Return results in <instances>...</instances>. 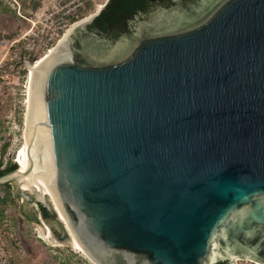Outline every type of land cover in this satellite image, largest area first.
I'll list each match as a JSON object with an SVG mask.
<instances>
[{
  "label": "water",
  "instance_id": "1",
  "mask_svg": "<svg viewBox=\"0 0 264 264\" xmlns=\"http://www.w3.org/2000/svg\"><path fill=\"white\" fill-rule=\"evenodd\" d=\"M175 2L132 41L88 30L105 6L69 29L31 75L32 157L97 264H264V0Z\"/></svg>",
  "mask_w": 264,
  "mask_h": 264
},
{
  "label": "rangeland",
  "instance_id": "2",
  "mask_svg": "<svg viewBox=\"0 0 264 264\" xmlns=\"http://www.w3.org/2000/svg\"><path fill=\"white\" fill-rule=\"evenodd\" d=\"M109 0H89L88 8L82 20L98 13ZM43 0H0V42L5 38H12L21 34L29 28L28 19H32L42 6ZM100 5L103 7L99 9ZM27 117L16 116L15 126L13 119L0 117V168L3 169L9 164L16 163L17 156L25 143L24 137L27 134ZM10 122V123H8ZM18 164V163H17ZM19 165V164H18ZM17 165V166H18ZM19 168V166H18ZM24 198L20 195L15 183L11 186H0V207L7 206L0 210V221L3 218L9 220L10 232L14 235L20 229L26 249L17 247L14 241L11 242L13 252L16 256V264H94L83 253L70 247H56L54 241H59L54 235L47 240L45 225H49L61 231L51 219H44L41 222L33 220L34 195ZM24 199L20 203V199ZM18 226H20L18 228ZM44 226V227H43ZM52 232V231H51ZM47 234V235H46ZM45 237V238H44ZM65 242V241H59ZM236 264H261L249 258H242Z\"/></svg>",
  "mask_w": 264,
  "mask_h": 264
},
{
  "label": "built area",
  "instance_id": "3",
  "mask_svg": "<svg viewBox=\"0 0 264 264\" xmlns=\"http://www.w3.org/2000/svg\"><path fill=\"white\" fill-rule=\"evenodd\" d=\"M88 2L43 0L39 12L28 19L30 25L27 30L0 42V117L5 115L7 119L12 118L13 126L17 115L27 116L33 66L56 48L73 25L82 21ZM23 200L20 199L21 204ZM33 206L39 208L36 203ZM6 208L2 206L0 210ZM37 219L36 222H41L42 216ZM9 228V220L3 218L0 221V264H16L12 241L20 251L26 249L20 229L14 237Z\"/></svg>",
  "mask_w": 264,
  "mask_h": 264
},
{
  "label": "bare ground",
  "instance_id": "4",
  "mask_svg": "<svg viewBox=\"0 0 264 264\" xmlns=\"http://www.w3.org/2000/svg\"><path fill=\"white\" fill-rule=\"evenodd\" d=\"M103 6L100 5L99 9H101ZM83 21V20H82ZM77 24V23H76ZM74 26V25H73ZM72 26V27H73ZM71 27V28H72ZM69 31V30H68ZM67 31V32H68ZM66 32V33H67ZM66 35V34H65ZM64 35V36H65ZM64 38V37H63ZM62 38V40H63ZM61 40V41H62ZM60 41V42H61ZM49 55V54H48ZM47 55V56H48ZM46 56V57H47ZM46 57H44L42 60L36 62V64L33 66L32 68V72L35 70V68L37 67V65L39 63H41ZM29 116H30V110L28 107V113H27V119L28 121H26L27 123V134L26 137H24V141L25 143L23 144L22 148L20 149V152L17 156V160L16 163L19 164V169L18 171L20 173H22L21 176H19L18 180H19V187L20 189L23 191V193L25 194H32L34 195V199L36 200H44V198H47L49 200V202L51 203L54 211L58 214L59 216V221L65 225L66 230L69 234V238L67 241L65 242H59V241H54L55 246L56 247H70L72 249L78 250L79 252L83 253L90 261H92L94 264H97L96 262H94L85 252L84 250L80 247V245L77 243V241L75 240L71 230L69 229L68 225L66 224V222L64 221V219L62 218V216L60 215L59 211L57 210L53 199L48 191V188L44 182V179L37 167V165L35 164V161L32 157L29 145H28V136H29ZM30 154L32 157V166H31V170L27 173L29 166H30ZM30 197V196H28ZM43 221V220H42ZM44 227V226H43ZM45 231L47 235V240L52 237V232H51V228L49 225H45ZM45 238V237H44ZM53 238V237H52Z\"/></svg>",
  "mask_w": 264,
  "mask_h": 264
},
{
  "label": "flooded vegetation",
  "instance_id": "5",
  "mask_svg": "<svg viewBox=\"0 0 264 264\" xmlns=\"http://www.w3.org/2000/svg\"><path fill=\"white\" fill-rule=\"evenodd\" d=\"M187 2V0H180ZM198 1V0H195ZM201 1V0H200ZM210 9L221 0H210ZM152 2V3H151ZM151 3V4H150ZM176 6L175 0L161 1L158 3L156 0H151L148 2V9L133 16L122 15L118 18L115 23H107L106 25L93 27V23L89 26L88 30L95 33L96 35L104 38L110 42L118 43L122 38L132 41L134 36L137 34V28L141 22L150 21V16L158 11L159 8L172 11ZM34 217L38 218V214H41L40 207L34 211ZM42 215V214H41ZM38 220V219H36Z\"/></svg>",
  "mask_w": 264,
  "mask_h": 264
},
{
  "label": "trees",
  "instance_id": "6",
  "mask_svg": "<svg viewBox=\"0 0 264 264\" xmlns=\"http://www.w3.org/2000/svg\"><path fill=\"white\" fill-rule=\"evenodd\" d=\"M149 1L151 0H109L100 14L94 19L92 26L98 27L106 25L107 23H115L122 15L128 17L145 12L148 9ZM18 166L16 163H12L3 169L0 168V176L19 169ZM3 186H11V183ZM40 211L44 219H50L44 207L40 206Z\"/></svg>",
  "mask_w": 264,
  "mask_h": 264
}]
</instances>
